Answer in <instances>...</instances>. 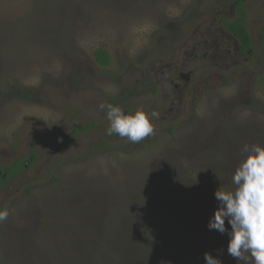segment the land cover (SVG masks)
<instances>
[{"label":"rangeland","instance_id":"rangeland-1","mask_svg":"<svg viewBox=\"0 0 264 264\" xmlns=\"http://www.w3.org/2000/svg\"><path fill=\"white\" fill-rule=\"evenodd\" d=\"M232 4L0 0V264H244L208 228L243 145L264 144V0L250 50ZM101 104L157 111L154 134L108 135Z\"/></svg>","mask_w":264,"mask_h":264},{"label":"clouds","instance_id":"clouds-1","mask_svg":"<svg viewBox=\"0 0 264 264\" xmlns=\"http://www.w3.org/2000/svg\"><path fill=\"white\" fill-rule=\"evenodd\" d=\"M108 121V135L116 134L138 143L155 132L153 121L159 117L155 110L143 107L126 113L119 105L101 104ZM244 155L232 175L233 190L215 191L218 207L208 228L229 237L227 252L244 264H264V144H244ZM8 209H0V222L9 217ZM227 220L230 229L226 227ZM205 264H223L217 256L204 253Z\"/></svg>","mask_w":264,"mask_h":264},{"label":"trees","instance_id":"trees-1","mask_svg":"<svg viewBox=\"0 0 264 264\" xmlns=\"http://www.w3.org/2000/svg\"><path fill=\"white\" fill-rule=\"evenodd\" d=\"M247 0H233L236 4V17L233 19H223L224 26L241 42L242 50H247L252 46V38L247 27ZM94 57L102 66H109L111 64V54L105 47H99L94 51ZM227 80L225 84L232 82ZM200 90V88L198 89ZM19 96H24L23 92L16 93ZM83 128V127H81ZM11 171V170H10ZM10 173V172H9ZM0 209H3L0 207Z\"/></svg>","mask_w":264,"mask_h":264},{"label":"flooded vegetation","instance_id":"flooded-vegetation-1","mask_svg":"<svg viewBox=\"0 0 264 264\" xmlns=\"http://www.w3.org/2000/svg\"><path fill=\"white\" fill-rule=\"evenodd\" d=\"M232 5H233V9H235L234 3ZM239 49L241 50V45H239ZM250 49L251 48H249V50ZM185 76H186V74H183V73L181 74V77H185ZM186 78L188 79V77H186ZM68 138H69V135L66 136V139H68ZM62 145H63V143L62 144L61 143L60 144H55V143L52 142L49 145L50 146V151L53 152V153H55V152H57V151L60 150V148L62 147ZM33 157H34V155L32 154L31 155V158H33ZM24 165L27 167L29 165V160L25 161L24 162ZM17 167H19L18 164H17ZM13 169H14V167H12L11 169H4V170L0 168V182L2 181V179H4L5 177H7L9 175L10 170L12 171Z\"/></svg>","mask_w":264,"mask_h":264}]
</instances>
